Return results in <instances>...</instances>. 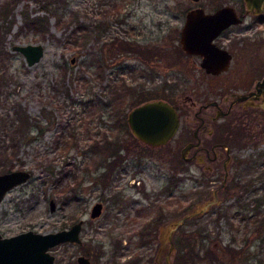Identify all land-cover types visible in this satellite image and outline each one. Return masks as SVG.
<instances>
[{
    "label": "rangeland",
    "instance_id": "374dc122",
    "mask_svg": "<svg viewBox=\"0 0 264 264\" xmlns=\"http://www.w3.org/2000/svg\"><path fill=\"white\" fill-rule=\"evenodd\" d=\"M3 1L0 0V4ZM7 1L11 4L13 0ZM226 1L231 0H50L54 13H50L48 29L40 36L33 30L17 32L22 21L21 9L26 2L32 13L47 14L40 7L41 2L14 0L13 15L8 14L9 20L0 19V136L5 131L3 124H10L15 115L17 104L27 111L29 124L25 128L26 134L16 141L15 151L10 153V145L6 153L0 155V171L26 167L31 174L25 181L10 187L0 200V231L3 234L29 227L41 231L55 229L81 215L85 218L84 243L101 241L104 254L99 260L104 263L111 256L113 242L121 236L116 233L121 213L116 205L115 217L111 218L116 232L107 233L102 226L103 211L97 217L89 216L94 201L104 195H116L122 189L134 192L135 206H145L150 211L140 218L138 226L142 228L148 217L163 212L167 220L210 194L211 184L201 183V166L196 161L190 164L189 172L172 192L158 193L168 177L176 172L171 167L169 155L159 151L136 154L139 144L124 129L113 131L119 136L116 157L104 158L100 151L90 148V142H99V136L110 132V115L103 104L106 95L102 86L108 75L114 73L125 86L132 88L125 94V111L139 95L182 98L187 90L185 77L190 76L188 83L199 81V69L190 66L185 69L188 58L180 48L179 31L185 11L195 4L212 8ZM103 2L115 5L106 15L100 13ZM237 3L240 8L243 6ZM254 18L253 14L245 16L246 20ZM78 22L88 27L86 39L79 48L67 47L64 39ZM257 28L264 35V23ZM78 31L81 37L82 31ZM120 39L130 40L132 45L137 43L139 48L148 46L153 54L143 55L132 49L126 51L118 45ZM26 41H43L45 44L43 56L32 64H27L23 53L12 48L13 42ZM92 55L98 56L106 73L101 83L95 76L97 61L91 60ZM60 66L66 68L65 72ZM75 74L88 77L85 87H79ZM259 120L251 123L250 133L242 135L241 156L245 160L233 169L240 173L237 176L240 183L234 187L229 185L223 192L222 201L203 214L188 217L181 225V230L196 248L209 247L211 239H218L221 246L242 245L247 253L249 244L250 249L258 251L253 263L237 255L232 258L234 264H264V221L260 224L253 221L254 217L264 214V201H250L253 196L264 200V185L261 184L264 182V114ZM71 135L73 143L64 148L65 140ZM120 152L128 154L129 164L125 167H122V160H117ZM110 159H115V166L108 177V189L101 181V171ZM66 171L69 174L65 177L71 176V180V173L75 171L82 178L77 194L74 197L70 194L67 200L64 199L67 194L56 191L53 186L54 176ZM133 178L139 185L137 190L129 185ZM50 197L55 201L53 209L49 207ZM217 211L223 214L218 216ZM254 211L257 213L252 214L251 220L241 217L245 212L251 214ZM246 242L250 243L245 245ZM164 244L165 241L161 249L141 246L124 249L119 258L125 260L135 255L140 258V264H153L154 259L158 260L157 264H163ZM221 246L220 250H223ZM79 249L80 246L73 243L53 246L54 264L72 261L73 253ZM193 264L224 263L203 256Z\"/></svg>",
    "mask_w": 264,
    "mask_h": 264
},
{
    "label": "flooded vegetation",
    "instance_id": "af4514ba",
    "mask_svg": "<svg viewBox=\"0 0 264 264\" xmlns=\"http://www.w3.org/2000/svg\"><path fill=\"white\" fill-rule=\"evenodd\" d=\"M237 2H240L243 6L241 8L238 7ZM225 4L231 5L241 19L223 25L211 38L210 43L199 42L197 45L200 49L199 51H188L182 47L180 42V48L188 58L185 69L188 66L199 69L200 77L199 81H192L191 83H188L190 76L185 77L187 81L184 84L187 90L182 98L162 96L174 105L178 113V124L172 135L164 142L151 145L140 139L130 129L127 121V112L130 108L126 110L124 115L126 125L123 126V129L139 144L136 154L141 155L146 151L167 153L172 164V169L175 168L176 172L168 177L167 182L158 189V193L172 192L173 187L177 186L181 178L189 172L190 164L193 161L199 163L201 166V183L203 185L211 184L210 194L203 199L210 197L213 188H217L219 195L215 203L198 214L207 212L212 206L222 201L224 197L223 192L229 185L234 187L240 183L237 179L240 173H235L233 169L234 165H240L245 160L241 156V149L244 143L242 135L250 133L252 130L251 123L253 121H260V115L264 114V83L261 82L260 86H257L264 77V35L261 34L262 30L257 28L258 25L264 23V9L254 11L247 6L245 0L220 2L212 8H207L203 4H195L193 6L200 5L205 11H213ZM262 5L264 7V2ZM248 14H253L256 18L246 20L245 16ZM251 31H254V34H251ZM137 102L139 101H136L134 104ZM127 156L128 154L125 155L123 152H120L117 160L118 162L122 160V167L129 164ZM125 159L127 161L124 162ZM103 165L101 181L103 180L105 187L109 189L108 177L115 165L112 163L110 165L109 161ZM261 174L262 171L260 172ZM260 175L257 174V176ZM81 180L82 178H79L77 171H75L70 189L71 197L77 194ZM261 184L264 185V182L262 181ZM129 185L136 190L139 188V185L134 182V178L131 179ZM144 192L147 193V191ZM136 200L134 192L128 193L122 189L116 195L112 194L109 196L108 194L96 200L101 202V208L95 215L91 214L92 204L95 201L91 204L89 216L97 217L103 211L102 226L107 233L115 231L113 230L115 222L111 218L115 217L116 205H119L117 207L121 213L117 220L119 228H117V232L115 231L121 234V236L119 235V239L113 242L111 256L104 263H101L99 260V256L104 254L101 241H99L100 243H84L82 228L85 218L81 215L74 217L69 224L82 218L79 229L80 240L68 239L57 244L73 243L80 246L81 249L73 253L72 261L64 264H81L78 259L79 255H85L89 260V264H140V258L135 255L125 260L119 257L124 253V249L131 250L136 246L161 249L164 241L166 250L163 264H166L165 254L170 245L166 224L173 217L184 211L175 214V216H170L167 220L165 219V213L159 212L152 217H148L144 226L140 228L138 225L141 216L148 215L150 211L145 206H135ZM252 200H256L258 203L264 201L263 198H258L257 196H253L250 201ZM255 213L257 212L254 211L251 214L245 212L241 217L251 220L252 214ZM221 214H223L222 211H217L216 215L219 216ZM261 215L264 214L261 213ZM182 223L170 234V239L173 241L170 264H193L194 261L200 260L203 256L209 257L214 262H223L224 264H234L231 261L237 255L247 258V261L250 263L256 260L255 257L258 251L256 252L255 248L250 249L248 244L250 242L245 243V245L248 244L247 253L242 245L238 247L234 245L226 247L217 243L214 247L211 245L213 239L210 240L209 247L203 248L200 246L196 248L192 242H189V239L185 235L186 232L181 230ZM90 239H93V236ZM156 244L157 246H155ZM260 245L263 247V244ZM220 246L223 250H220ZM52 247L50 248L51 252H53ZM53 254L54 261L52 264H54L56 257L54 252ZM259 260L262 261V257H259ZM152 262L153 264H157L158 260L154 259Z\"/></svg>",
    "mask_w": 264,
    "mask_h": 264
},
{
    "label": "water",
    "instance_id": "95a60500",
    "mask_svg": "<svg viewBox=\"0 0 264 264\" xmlns=\"http://www.w3.org/2000/svg\"><path fill=\"white\" fill-rule=\"evenodd\" d=\"M247 6L254 10H263L264 0H245ZM255 7V8H253ZM240 16L234 8L225 4L213 11H205L200 5L193 6L186 11L185 19L180 28V42L188 51H199L198 43L204 41L210 43L211 38L223 26L231 21L240 20ZM12 48L23 53L27 64L38 61L44 54L45 44L43 41L13 42ZM74 56L71 57L73 59ZM264 83L261 80L257 86ZM127 121L132 132L143 141L156 145L166 141L175 131L178 124V113L174 105L162 96L147 97L133 106L127 112ZM31 171L26 167L11 168L0 171V199L5 191L27 179ZM226 176V173H225ZM217 188L212 189L210 197L201 200L183 213L173 217L167 222L170 245L165 254L166 264H170L171 248L173 241L170 239L171 232L186 218L202 212L218 200ZM50 208L53 209L55 202L49 200ZM101 202L92 204L91 214L100 211ZM82 218L68 226L40 231L27 228L11 234H3L0 231V264H52L54 254L50 248L63 240H80L79 229ZM219 243L213 239L211 245ZM81 264H89L85 255L78 256Z\"/></svg>",
    "mask_w": 264,
    "mask_h": 264
},
{
    "label": "trees",
    "instance_id": "16d2710c",
    "mask_svg": "<svg viewBox=\"0 0 264 264\" xmlns=\"http://www.w3.org/2000/svg\"><path fill=\"white\" fill-rule=\"evenodd\" d=\"M41 2V8L45 9L47 11V14H40V13H32L29 11L27 8V2L24 4L23 8L21 9V14H22V21L19 24L18 27V33L21 31L27 32L28 30H33L34 32L38 33L40 36L45 34V31L48 29L47 23H48V17L50 16V13H54L53 7L50 4V0H39ZM44 1V2H43ZM106 2H103L101 8H100V13L102 15H106L108 12L112 11L115 7L114 4H105ZM109 3V2H108ZM14 6V0L10 4L9 1L4 0L0 4V19L4 20H9L7 19L8 14L13 15L12 8ZM57 22H59V18H57ZM82 22H78L77 25L72 27L65 39L64 42L66 43L65 46L70 47V48H79L82 46L86 39V33H88V27H84ZM82 31V36H79V31ZM117 43L120 47H122L124 50L128 51L130 49L135 50V51H140L142 52L141 54L143 55H148L149 53L153 54L152 49L149 48L148 46H143L142 48L137 47V43L132 45L130 43V40L127 39H120L117 40ZM0 44L1 43V22H0ZM91 60H96L97 61V67H96V79L98 80L99 83L100 81L103 80L104 75V70L101 68L100 61L98 59V56L92 55ZM61 70L65 72L66 68L63 66H60ZM114 73L108 75L106 77V82L102 83L103 86V92L106 95V99L103 101V104L106 106L108 113H109V131L106 135L103 133L101 136L98 137L99 142H90V148L93 149V151H100L101 154H103L104 157L106 156H117L119 154L118 149H119V136L114 130H123V126L126 125V121L124 118V115L126 113L125 111V94H127L128 91H132V88L130 86H125L123 83L122 79L118 78L117 75H113ZM76 83H78L80 88L85 87L87 84V79L88 77L84 76L83 74H75ZM117 78L119 80H117ZM145 94L139 95L136 97V101H140L144 98H147L146 96L144 97ZM158 96V95H157ZM152 97V96H149ZM15 115L13 118H11L10 124L5 125L3 124V127L5 131L3 134L0 136V155H3L6 153V150L10 145H12V151L10 153H13L15 151V143L16 141L23 137L26 133L25 128L28 127L29 120H28V113L27 111L20 105L15 106ZM123 115V116H122ZM113 132V133H111ZM25 133V134H24ZM72 136L70 138L65 140L64 148L69 147L72 141ZM9 138L8 141L5 139ZM28 138H31L30 136ZM97 138V137H96ZM110 165L111 163L113 164L115 162V159H110ZM12 164L10 163L9 167L11 168ZM67 174L66 172L63 173H58L56 176L53 178V186L56 191L59 192H65L67 195L65 196V200L70 198V189L72 186V180L71 176L65 177ZM73 174V173H71ZM254 222H258V224L263 223L264 221V215L261 216H256L253 219Z\"/></svg>",
    "mask_w": 264,
    "mask_h": 264
}]
</instances>
